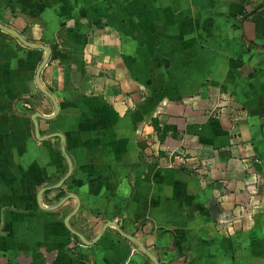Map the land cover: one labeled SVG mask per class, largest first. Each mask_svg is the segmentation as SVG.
I'll list each match as a JSON object with an SVG mask.
<instances>
[{
  "label": "crops",
  "instance_id": "1",
  "mask_svg": "<svg viewBox=\"0 0 264 264\" xmlns=\"http://www.w3.org/2000/svg\"><path fill=\"white\" fill-rule=\"evenodd\" d=\"M0 26V264H264V0H0Z\"/></svg>",
  "mask_w": 264,
  "mask_h": 264
},
{
  "label": "water",
  "instance_id": "2",
  "mask_svg": "<svg viewBox=\"0 0 264 264\" xmlns=\"http://www.w3.org/2000/svg\"><path fill=\"white\" fill-rule=\"evenodd\" d=\"M0 28H2V29H4L2 26H0ZM5 30V29H4ZM44 64H45V62L42 64V66H44ZM37 77H39V73H38V76ZM38 86L40 87V89H42L41 88V86L38 84ZM42 91H43V89H42ZM36 118H37V115H34L33 116V120H34V122H35V127H36V131H37V135H39V126H38V122H37V120H36ZM50 138H61V135H58V134H54V135H50L49 136Z\"/></svg>",
  "mask_w": 264,
  "mask_h": 264
}]
</instances>
